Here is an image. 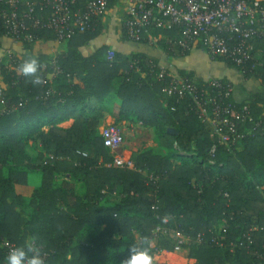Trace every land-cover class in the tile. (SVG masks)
<instances>
[{"label":"trees","instance_id":"16d2710c","mask_svg":"<svg viewBox=\"0 0 264 264\" xmlns=\"http://www.w3.org/2000/svg\"><path fill=\"white\" fill-rule=\"evenodd\" d=\"M100 28L101 22L76 33L53 64L45 55L31 56L38 60L39 86L19 71L29 55L0 60L6 110L0 112V264L9 254L5 244L15 248L29 241L44 264H124L133 246L146 249L152 261L155 252L174 250L169 237L174 232L190 240L194 264H264V189L258 184L264 179V95L251 93L243 103L230 98L236 109L248 107L250 119L238 128L239 133L246 129L245 138L229 150L190 110V101L162 95L148 67L156 59L115 52L109 62L108 45L84 54ZM123 32L136 44L156 37L165 50L168 41L161 38L177 35L151 30L132 41L124 25ZM33 34L35 42L55 40L51 31ZM35 42L18 45L31 49ZM251 45L264 56V38ZM174 52L183 59L191 53ZM212 60L264 83V65L246 63L244 69L222 57ZM136 62L137 71L131 70ZM167 71L195 80L199 88L210 81L194 71ZM107 115L158 130L161 154L132 155L136 170L115 167L99 133ZM69 120L74 121L70 128L60 127ZM29 142L41 151L31 154ZM31 173L40 175L37 184L30 182ZM158 229L167 233H158L161 245L153 249Z\"/></svg>","mask_w":264,"mask_h":264},{"label":"built area","instance_id":"2783aa9c","mask_svg":"<svg viewBox=\"0 0 264 264\" xmlns=\"http://www.w3.org/2000/svg\"><path fill=\"white\" fill-rule=\"evenodd\" d=\"M111 1L0 0V4L6 6L0 9V29L16 44L35 42L33 33L42 30L51 31L55 41L63 44L76 33L95 29L97 23L102 22ZM130 3L124 29L132 41H141L151 30H175L176 37L166 38L172 52L183 54L197 49L212 59L222 57L244 69L246 63L264 65V56L258 57L251 45L252 41L264 38V0H131ZM148 41L152 42L150 35ZM114 59L115 52L109 50L106 60L112 62ZM138 65V62L133 63L131 70L137 71ZM148 67L154 72L155 81L161 83L162 95L181 102L190 101V110L210 126L220 145L229 150L240 145L246 129L239 133L238 128L245 127L250 118L248 107L238 110L230 102L233 96L230 82L211 79L207 88H199L195 80L167 71L169 67L160 63L151 62ZM1 104L0 93V112H6ZM100 135L104 146L114 155L115 167L136 170L131 157L120 154L124 135L119 126H105ZM216 149L214 145L210 151L212 157ZM161 232L166 234L167 230L158 229L155 237ZM174 235L173 249L176 252L189 247L187 237L179 232ZM221 240L224 241L225 237ZM202 242V237L198 236L197 243ZM5 246L9 252L14 248L9 244Z\"/></svg>","mask_w":264,"mask_h":264},{"label":"crops","instance_id":"0c3cea01","mask_svg":"<svg viewBox=\"0 0 264 264\" xmlns=\"http://www.w3.org/2000/svg\"><path fill=\"white\" fill-rule=\"evenodd\" d=\"M130 1L131 0L111 1V5H109L106 15L101 22L98 37L87 47L83 48L84 54H89L96 51L103 45H108L111 51L122 53L125 56H129L131 53H141L156 59L162 66L194 71L198 77L206 81L214 78L226 79L233 84V98L238 103H243L249 100L251 93L264 95V83H262L261 80L255 78L246 80L236 69L229 68L223 62L212 60L206 53L200 50L196 49L192 51L189 56L183 59L178 57V52L170 51L169 47H166L165 50L164 47L155 44L157 42L159 43L160 40L156 37L155 39L157 40L155 41L150 36L152 42L148 44H136L128 41L123 32V25L124 20L127 17V11L130 7L129 5L131 4ZM161 39L165 41L166 38ZM0 43V60L16 55L22 56L24 54L35 57L45 55L47 57L44 61H47L46 63L53 64L56 56L66 50V43L60 44L55 40L37 41L31 49H26L25 46L18 45L7 38L1 39ZM170 53H175V57H170ZM0 87L2 88L1 83ZM69 122L70 126L68 128L73 125L74 121L69 120L64 123ZM151 243V248L155 249L156 247H153ZM159 252H155V254H153L152 260H154L156 254ZM187 257H189V255Z\"/></svg>","mask_w":264,"mask_h":264},{"label":"rangeland","instance_id":"374dc122","mask_svg":"<svg viewBox=\"0 0 264 264\" xmlns=\"http://www.w3.org/2000/svg\"><path fill=\"white\" fill-rule=\"evenodd\" d=\"M155 44L160 45V43L158 42ZM115 115H117V109L115 110ZM110 124L119 126L124 135V144L120 150V154H122L124 157H131L132 155L140 154L145 151H152L155 154H161L159 138L157 135L158 130L142 126L140 123H136L133 121L116 122L115 117L112 118L111 116L107 115L105 116L102 125L99 128V133H101L102 129L105 126H108ZM69 126L70 122L60 125V127L62 128H68ZM27 150L32 154V152L34 151H41V148L38 144L33 145L32 142H29ZM1 164H3V162L1 163L0 158V165ZM38 175L39 174L31 173L30 182L37 184L40 181V175ZM258 184L261 189H264V179L258 180ZM169 237L173 239L172 242H175L174 238L176 236L174 235V233H172ZM158 239L159 238L156 237L151 241V245L153 247H159L161 245ZM189 251L190 248L185 247L177 252L173 250L172 253L164 251L159 252L158 254H156L154 260L151 261V264H192L195 261L187 257L189 255Z\"/></svg>","mask_w":264,"mask_h":264},{"label":"clouds","instance_id":"9594fccd","mask_svg":"<svg viewBox=\"0 0 264 264\" xmlns=\"http://www.w3.org/2000/svg\"><path fill=\"white\" fill-rule=\"evenodd\" d=\"M38 68V60L27 56L20 64L19 71L24 77L31 79L33 86H39L42 84V80L37 74ZM6 264H44V262L40 257L39 250L33 248L29 241L23 246L11 249L6 257ZM124 264H151V256L146 249L133 246L130 248Z\"/></svg>","mask_w":264,"mask_h":264},{"label":"water","instance_id":"95a60500","mask_svg":"<svg viewBox=\"0 0 264 264\" xmlns=\"http://www.w3.org/2000/svg\"><path fill=\"white\" fill-rule=\"evenodd\" d=\"M168 132L171 133V134H173V135L177 134V132L175 131V129H172V128H169L168 129Z\"/></svg>","mask_w":264,"mask_h":264}]
</instances>
